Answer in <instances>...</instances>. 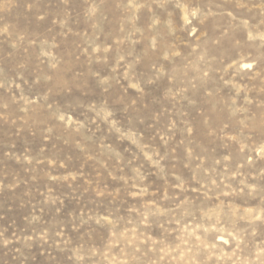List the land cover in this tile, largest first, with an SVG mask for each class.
Segmentation results:
<instances>
[{"label": "rangeland", "instance_id": "rangeland-1", "mask_svg": "<svg viewBox=\"0 0 264 264\" xmlns=\"http://www.w3.org/2000/svg\"><path fill=\"white\" fill-rule=\"evenodd\" d=\"M0 264H264V0H0Z\"/></svg>", "mask_w": 264, "mask_h": 264}]
</instances>
